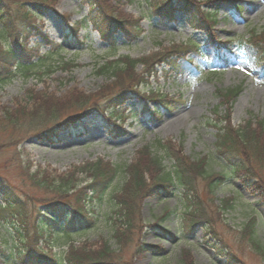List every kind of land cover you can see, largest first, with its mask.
Here are the masks:
<instances>
[{
  "label": "rangeland",
  "instance_id": "obj_1",
  "mask_svg": "<svg viewBox=\"0 0 264 264\" xmlns=\"http://www.w3.org/2000/svg\"><path fill=\"white\" fill-rule=\"evenodd\" d=\"M24 1L28 0H5L11 12L20 9ZM198 1L201 2L200 12L208 14L213 21L207 33L188 26L186 16L181 12L174 15L173 21L162 24L149 14L145 0H109L115 8L114 16L139 20L143 31L130 43L121 32H115L112 35L116 46L114 53L87 24L76 35L67 28V19L73 25L87 16L89 6L81 0H46L48 6L39 12L36 7L28 6L37 12L34 17L22 20L19 16L12 24L15 35L11 33V37L0 38L4 48L13 46L15 38L26 41V48H34L38 42L34 36L41 33L53 44L43 43L38 47L42 62L31 69L30 77L18 76L0 87V110L24 102L30 90L47 91L60 98L69 96L72 90L73 95L90 98L104 89L116 94L121 81L99 76L95 71L107 60L119 56L139 59L154 53L166 54L162 51L167 48L184 50L185 55L184 59L179 55L167 57L168 61L176 63V70L165 63L152 64L155 74L149 78L142 74V65H136L135 74L145 76V83L137 89L142 96L119 106L118 111L124 114L121 121L82 118L73 123L71 130L56 132L55 137H29L17 147L0 150V181L16 191L23 200L26 213L25 222L0 213V248L9 257L12 254V258L0 257V264H30L15 261L13 254L23 248L20 237L24 242L32 241L33 250L42 249L57 259L63 258L70 245L84 244L98 251L100 243L106 241L117 254L118 264H226L224 257H219L205 245L201 229L192 235L185 233L188 224L182 215L185 207L175 192L169 196L144 194L138 197L140 188L133 182L129 186L133 209L128 212L132 226L121 228L123 221L119 222V217L109 220L115 216L109 198L128 180L126 167L145 157L142 152H149L150 158L162 155L157 149V141L171 142L181 155L191 160L207 157L208 172H226L215 154L217 128L225 126L236 130L249 123L252 129L259 131V123L264 122V57H261L264 53V0ZM253 36L261 50L254 51L257 56L250 58L239 45ZM188 43H195L199 56ZM71 61L77 64L76 68H58L60 65L57 64ZM233 89H238L235 97L223 96V92ZM153 97L172 100L169 103L171 109H160L157 101H150L155 99H149ZM130 110L134 112L133 117L129 115ZM157 112L158 117H154ZM262 135L264 137V133ZM96 162H101L102 170L115 168L117 176L103 202L94 201L88 206L89 212L98 216L93 225L77 227L67 235L55 230L53 235L45 233L42 238L34 235L38 231L39 216L46 212V209L41 212L40 206L43 199L48 200L51 195L47 190L34 188L27 174L40 170L50 178L73 175L78 189H82L89 178L80 175L78 169ZM256 168L264 182V164ZM144 178L150 186L152 175L145 173ZM205 186V181H198L202 193ZM239 192L245 191L229 177L211 196L216 205L226 200L229 206L213 223L217 237L247 264H264L247 245L240 244L233 233L255 217L257 235L264 245V207L258 197L248 192L239 196ZM74 199L75 196L70 197L69 205ZM64 210L68 213L70 208L65 206ZM166 212L169 215L160 220ZM114 229L120 242L114 238ZM163 230L172 237H166ZM139 246L146 250H140ZM155 247L161 251H150Z\"/></svg>",
  "mask_w": 264,
  "mask_h": 264
},
{
  "label": "trees",
  "instance_id": "obj_2",
  "mask_svg": "<svg viewBox=\"0 0 264 264\" xmlns=\"http://www.w3.org/2000/svg\"><path fill=\"white\" fill-rule=\"evenodd\" d=\"M145 1L147 7H149V14L151 13L152 16L157 17L162 24L173 21L174 15L178 12L186 16L188 26L195 30H203L207 33L213 24L212 18H209L208 14L200 12L201 2L198 0ZM81 3L89 6V12L83 20L76 22L69 28L73 35H76L87 24L98 34L101 41L109 46L111 53H114L116 46L112 35L114 36L115 32H121L128 43L137 40L143 33L139 20L135 18L123 20L114 16L115 8L112 7L109 0H81ZM46 5V0H28L22 3L20 9L11 12L5 0H0V38L15 35L12 24L19 16L22 20L31 19L39 10L46 9ZM28 6L30 8L36 7L37 12L32 11ZM68 23L67 19L66 24ZM34 37L38 39L34 48H26V41L21 42L16 38L13 40V46L11 47L4 48L0 43V87L18 76L30 77L31 69L42 62L43 56L38 55V47L43 43L49 46L53 44L47 36L41 33L35 34ZM194 44L188 43V46L190 49H194L193 51L199 56L200 53L197 49L195 50ZM239 49L250 58L256 55L254 51L261 50L254 40V36L251 40L245 41V44L240 43ZM183 51L167 48L162 51L166 54L162 55L154 53L139 59L124 55L107 60L95 72L99 76L121 81V86L117 88V91L115 90L116 94H111L113 91L104 89L90 98L88 95H73L74 90H72L69 96L66 95L65 98H60L47 91L35 92L30 90L25 96L24 102H16L12 108H1L0 150L17 147L29 137L40 139L55 137L59 131L71 130L73 123L82 118H111L114 121H121L124 114L122 111H118L119 106L131 99L142 96L138 94L137 89L140 84L145 83L143 82L145 76L149 78L155 74L152 64L165 63L176 70L178 69L176 63L168 61L167 57L171 55L178 57L179 55L182 56L181 59H184ZM188 51L190 50L185 52ZM261 57H264L263 52ZM34 58L36 62H32ZM138 64L142 65V74L145 76L141 73L135 74L134 69ZM57 65H60L58 68L67 69L77 67V64L72 61ZM237 94L238 89L223 92L225 98H232ZM101 98L103 101H101ZM149 99H154L150 101H157L161 105L159 108L163 110H170L171 104L169 103L173 102L159 97ZM157 114L158 112L154 117H158ZM130 115L132 116L133 112L130 111ZM259 126V131L252 129L249 123L243 127H238L236 130L225 126L217 128L215 154L220 160V166L226 171L220 173L208 172L207 157L191 160L181 155L180 151L175 149L171 142L157 141V149L162 155H155L156 157L150 158V153L147 154V151H145L141 153L145 157H141L136 164L126 167L125 174L128 176V180L124 182L120 191L112 193L109 198L113 210L115 209L112 212L115 214L114 218L110 217L109 220L113 221L119 217L117 220L119 222L123 221L121 228L128 229L132 226L128 212L133 209L131 206L133 196L131 187L129 189L133 182L136 187L140 188L138 197L144 194L158 197L169 196L175 192L185 207V213L182 214L183 219L188 222L185 225V233L192 235L195 230L201 229L205 245L210 247L219 257H224L226 264H247L224 241L217 237L213 223L215 218L217 219L220 213L224 209H228L229 206L226 200H221L216 205L211 196H214L215 191L229 177H232L238 182L240 189L258 197L264 207V182L256 168V166H263L264 164V137L262 135L264 133V122H260ZM142 162L146 163V166L142 165ZM78 170H80L78 171L80 175L89 178L88 184L82 189H78V184L75 182L76 179L73 175H67L64 178H50L40 170L33 174H27L26 177L34 188L47 190L51 195L50 199H43L44 203L40 206V211L46 209V212L42 217L39 216L36 224L38 231L34 235L42 238L45 233L52 234L54 230L64 232L67 235L77 227L78 229L80 227L90 228L93 222L98 219L95 213L89 212L88 206L89 204L92 205L94 201L103 202L102 199L105 193L117 176V170L113 167L102 170L101 162L82 165ZM145 173L152 175L150 186L145 182ZM199 180L205 181L206 184L203 193L198 187ZM239 194V196L243 195L241 192ZM72 196H75L74 204L69 205ZM136 202L137 199L135 205ZM65 206L70 208L68 213H64ZM0 213H7L13 219L16 218L21 222H25L26 219L23 200L14 189L1 181ZM167 215H169V212L164 213L160 220ZM115 231L114 229V238L117 242H120ZM162 233L166 234V237H172L167 231L163 230ZM233 233L240 244L247 245L251 253L264 261V245L257 235L255 217H252L240 230ZM20 241L23 244L22 250L17 254H13L16 262L25 261L30 264H118L117 254L110 249L106 241L100 243L101 248L98 251H94L84 244L79 247L70 245L63 258L60 259L47 255L42 249L33 250L32 241L30 242V240L25 241V243L24 239L20 237ZM1 245L2 243H0V247ZM138 248L146 250L144 246ZM150 251L157 253L161 249L155 247ZM0 257L8 258L9 255L0 248ZM9 258H12V254Z\"/></svg>",
  "mask_w": 264,
  "mask_h": 264
}]
</instances>
